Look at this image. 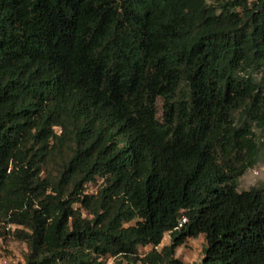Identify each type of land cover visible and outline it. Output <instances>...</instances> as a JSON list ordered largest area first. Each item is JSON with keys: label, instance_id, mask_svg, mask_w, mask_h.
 <instances>
[{"label": "trees", "instance_id": "obj_1", "mask_svg": "<svg viewBox=\"0 0 264 264\" xmlns=\"http://www.w3.org/2000/svg\"><path fill=\"white\" fill-rule=\"evenodd\" d=\"M256 129L264 0H0V228L21 264H187L199 236L191 264H264V187L238 181Z\"/></svg>", "mask_w": 264, "mask_h": 264}, {"label": "rangeland", "instance_id": "obj_2", "mask_svg": "<svg viewBox=\"0 0 264 264\" xmlns=\"http://www.w3.org/2000/svg\"><path fill=\"white\" fill-rule=\"evenodd\" d=\"M161 110L162 103L158 105ZM161 114V112L159 113ZM257 136L260 143V160L252 168L247 169L243 176L239 178V189H249L252 186L264 187V130L256 129ZM102 181H100L101 183ZM92 189L95 190L96 186L93 185ZM133 221L131 224H134ZM15 225L2 226L0 228V264H21L25 262V256L28 252L27 244L15 238L13 231ZM170 242L169 233H166L165 239L160 245ZM206 244L204 236L198 238H189L183 246L177 249V256L184 260L185 263L191 264L199 262L203 256V248ZM148 250H142L141 254L144 255ZM127 259L123 257L109 258L106 264H123Z\"/></svg>", "mask_w": 264, "mask_h": 264}, {"label": "built area", "instance_id": "obj_3", "mask_svg": "<svg viewBox=\"0 0 264 264\" xmlns=\"http://www.w3.org/2000/svg\"><path fill=\"white\" fill-rule=\"evenodd\" d=\"M186 222H187V217H186V216H183V217L181 218L180 222H179V226H182V225L185 224ZM156 248H159V246H156ZM144 250H146V249H144ZM145 255H146V253H145L144 255L141 254L142 257L145 256ZM123 264H129V263H128V261H125ZM131 264H148V263H145V262H143L142 260H139V261H137V262H133V263H131Z\"/></svg>", "mask_w": 264, "mask_h": 264}]
</instances>
